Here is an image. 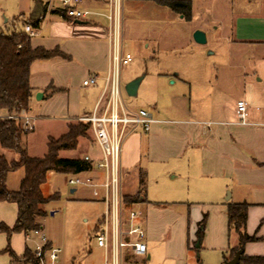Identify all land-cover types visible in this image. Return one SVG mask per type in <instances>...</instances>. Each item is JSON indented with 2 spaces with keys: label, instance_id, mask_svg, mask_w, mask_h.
Listing matches in <instances>:
<instances>
[{
  "label": "crops",
  "instance_id": "1",
  "mask_svg": "<svg viewBox=\"0 0 264 264\" xmlns=\"http://www.w3.org/2000/svg\"><path fill=\"white\" fill-rule=\"evenodd\" d=\"M38 1L40 8L32 0L30 13H21L16 18L22 23L19 29L25 19L41 15L38 28L30 36V46L58 49L68 56L35 59L30 64L32 95L27 114L32 128L25 137L28 155L27 138L39 123L54 121L60 125L57 135L46 132L43 156L48 137L64 134L69 120L92 111L103 88L110 55L104 17L107 0H80L77 7L92 13L80 22L67 18L59 9L58 0ZM260 1L257 11L247 10L236 16L232 30L234 45L257 48V51L264 48V0ZM123 4L124 0L122 8ZM12 28L15 29L14 23ZM255 67L248 68V74L242 79V96L237 100L223 90L224 86L218 87L219 83L228 84L230 78L215 75L212 88L197 98L200 104H190L173 119L151 114L153 122L148 132L135 129L126 136L120 156L121 193L122 196L137 193L139 173L145 176V193L144 201L123 202V208L124 211L130 208L142 211V217L136 221L144 230L146 254L133 256L125 251L121 264H207L210 258L224 264V258H233L232 249L238 244L236 234L228 233V202L248 204L245 231L257 240L244 244L243 256L264 257V76H256ZM90 75L96 76V84L82 85V80ZM178 76L179 73H174L172 77L168 75V79L191 85L193 76H189L191 79ZM214 88L217 93L213 97ZM238 100L247 103V116L243 121L236 114ZM5 117L7 114L0 110V118ZM0 154L8 160H17L16 154L1 146ZM85 155L93 159L99 157L95 152L85 153L80 158ZM84 174L100 172L92 169ZM22 175L21 169L18 174L9 173L7 188L17 189ZM81 187L88 188L90 194L83 196L81 189L79 199H93L91 189ZM70 192L77 189L71 188ZM16 215L15 203L0 200V224L11 227ZM203 216L205 221L201 227L199 222ZM97 221L90 228L93 236ZM199 228L203 232L195 248ZM41 230L47 247L60 250L53 262L45 252L43 264H104L103 249L97 246L95 239L93 243L89 241V229L70 245L55 235L46 234L43 226ZM38 242L39 238L32 231L14 232L9 239L0 232V264H20L6 251L7 246L16 257H21L25 248L34 252ZM198 251L202 252L201 257Z\"/></svg>",
  "mask_w": 264,
  "mask_h": 264
},
{
  "label": "rangeland",
  "instance_id": "2",
  "mask_svg": "<svg viewBox=\"0 0 264 264\" xmlns=\"http://www.w3.org/2000/svg\"><path fill=\"white\" fill-rule=\"evenodd\" d=\"M165 1L124 0L121 45L123 52L131 54L132 60L121 68V94L129 110L142 108L152 115L159 113L162 118L173 119L190 104H200L201 100L197 98L212 88L215 75L230 78L228 84L219 83L218 87L224 86L223 90L235 100L242 96V79L248 74L249 67L256 66V76H264V48L257 51V48L234 45L232 31L236 16L247 10L257 11L260 0H191L188 19L164 5ZM32 8V0H0V31L10 32L13 23L18 30L22 23L16 18L21 13L28 15ZM195 30L205 33V43L193 40ZM174 73L189 79L193 76L191 85L178 80L173 83L168 75L172 77ZM138 77L141 79L136 94L128 95L125 84ZM215 93L216 88L213 97ZM76 122V119L68 121ZM59 131L60 125L54 121L39 123L27 138L29 155L41 157L45 151L46 132L57 135ZM95 152L99 153L87 130L77 138L75 150L61 151L59 155L82 157L85 153ZM10 174H18V170ZM70 177L72 174L47 172L41 191L50 198L43 206L45 215L40 224L46 234L55 235L68 245L82 238L83 232L89 229L88 239L93 243L90 228L104 211V204L93 199H79L82 187L69 185ZM71 188H76L77 192H70ZM82 190L83 196H89L88 188ZM201 255L198 251V257ZM207 264L217 263L210 258Z\"/></svg>",
  "mask_w": 264,
  "mask_h": 264
},
{
  "label": "trees",
  "instance_id": "3",
  "mask_svg": "<svg viewBox=\"0 0 264 264\" xmlns=\"http://www.w3.org/2000/svg\"><path fill=\"white\" fill-rule=\"evenodd\" d=\"M40 8V1L33 0ZM171 10L181 13L188 19L191 13V0H167L163 3ZM44 9L41 10V13ZM41 15L30 16L23 24L30 25L34 30L38 28ZM53 56L68 58L58 49L45 50L41 47L30 46V36L23 29H13L8 33L0 31V110L8 115L27 113L30 109L32 90L29 85L30 64L35 59H44ZM54 89L53 91H55ZM88 125L81 122L69 123L67 131L54 138L48 137L46 152L41 157H31L26 150L25 137L31 131L23 128L21 121L11 118H0V146L17 155V160H8L0 154V200L16 204L17 215L14 224L8 227L0 224V232H4L9 239L14 232L28 233L41 229L40 219L45 215L44 204L50 197L42 194L41 186L46 182L47 172L54 171L62 174H78L90 169V164L80 157H61L60 151L75 150L77 138L83 136ZM21 169L23 175L17 189L11 190L6 186V177L10 172ZM139 188L134 195L122 196L126 204L144 201L145 176L139 173ZM247 203H227L226 216L228 233L236 234L238 244L232 249L234 255L242 250L247 242L255 241L254 235L245 231ZM205 216L199 222L203 227ZM198 239L203 230L198 229ZM47 247V245L45 246ZM6 251L21 264H40L34 252L25 248L21 257H16L6 247ZM228 258H224V264ZM238 264H264V257L243 256L242 252Z\"/></svg>",
  "mask_w": 264,
  "mask_h": 264
},
{
  "label": "built area",
  "instance_id": "4",
  "mask_svg": "<svg viewBox=\"0 0 264 264\" xmlns=\"http://www.w3.org/2000/svg\"><path fill=\"white\" fill-rule=\"evenodd\" d=\"M122 1L107 0V10L104 17L107 22V40L109 43L110 62L104 76V84L99 98L89 114L76 118L77 122L88 125L91 141L99 150L97 159L85 155L91 168L100 174H72L67 182L72 186H87L91 189L94 200L104 204V211L97 221L94 231V239L103 249L104 264H121L124 252L133 256L146 254L144 230L136 221L142 217V211L130 208L124 211L120 185V156L122 145L126 136L135 129L148 132L153 118L144 109L129 110L122 99L121 94V68L132 60L129 53L122 50L121 45V21ZM80 0H58L59 9L71 20L83 21L92 13L84 8H78ZM23 31L29 36L35 30L28 24H24ZM96 84V76L90 75L82 80V85L93 86ZM236 114L240 120L247 116V103L244 100L236 102ZM7 118L21 121L23 128L30 130L31 117L27 113L8 115ZM39 238L34 247L35 256L43 264L45 252L49 260L53 262L59 248L45 247L46 237L41 229L32 230ZM130 264H139L132 262Z\"/></svg>",
  "mask_w": 264,
  "mask_h": 264
},
{
  "label": "water",
  "instance_id": "5",
  "mask_svg": "<svg viewBox=\"0 0 264 264\" xmlns=\"http://www.w3.org/2000/svg\"><path fill=\"white\" fill-rule=\"evenodd\" d=\"M80 22V21H79ZM193 40L197 43H205L206 42V36L205 33L201 30H195L193 32ZM141 77L135 78L133 80H130L129 82H127L124 86V90L128 95H135L137 88H138V84L140 81ZM39 95V94H38ZM38 95H36V98L38 97ZM199 246V239L197 238V240L195 241L194 247L197 248ZM242 250H238L235 255L233 256L232 259L228 260L225 264H238L239 263V259H240V255H241Z\"/></svg>",
  "mask_w": 264,
  "mask_h": 264
}]
</instances>
